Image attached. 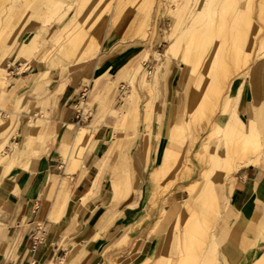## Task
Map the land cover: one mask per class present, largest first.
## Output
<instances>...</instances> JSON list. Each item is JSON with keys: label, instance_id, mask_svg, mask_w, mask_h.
<instances>
[{"label": "rangeland", "instance_id": "1", "mask_svg": "<svg viewBox=\"0 0 264 264\" xmlns=\"http://www.w3.org/2000/svg\"><path fill=\"white\" fill-rule=\"evenodd\" d=\"M47 1L0 0V84L6 89L13 76L23 77L14 86L33 90L23 98L29 102L35 94L48 91L56 83L53 79L67 82L79 76L87 82L92 70L102 69L96 64L100 53L106 54L112 43L127 46L123 58L104 67L112 73L103 77L98 113L93 93L80 99L85 118L112 114L118 127L126 130L134 128L140 112L145 123L159 112L155 101L160 78L175 65L181 71L172 75L178 85L173 92L179 102L178 118L166 129L167 144L152 178L163 181L172 197L179 192L181 198L171 204V213L162 209L176 252L172 258L161 257L157 264H220L218 248L235 175L250 164L264 167V0ZM195 14L197 19L191 21ZM198 32L207 38L192 41V34ZM34 36L36 48L29 55H19L20 47ZM171 43L175 52L168 53ZM244 78L256 86L248 115L242 114L238 102V83ZM4 108L0 119L9 123L0 133L4 137L0 153L15 128L17 116L11 111H19L20 105ZM235 108L246 123L252 119L258 125L247 142H239L226 129ZM156 115L159 119L160 113ZM31 125L42 129L44 121ZM31 142L29 137L20 145L29 147ZM124 147L129 142L116 141L111 151ZM214 171H224L214 182L217 207L204 212L200 198L205 178ZM260 257L252 264H263Z\"/></svg>", "mask_w": 264, "mask_h": 264}, {"label": "crops", "instance_id": "2", "mask_svg": "<svg viewBox=\"0 0 264 264\" xmlns=\"http://www.w3.org/2000/svg\"><path fill=\"white\" fill-rule=\"evenodd\" d=\"M22 46L19 55H29ZM127 52V46L110 44L96 60L102 69L92 70L87 82L79 76L67 82L53 79L48 91L29 102L23 98L33 90L14 86L23 77L13 76L6 89L0 84V112L20 105L19 111H11L17 116L15 128L0 153V264H157L161 257H174L170 222L161 212L171 213V204L181 196L172 197L171 189L165 190V183L152 175L163 158L166 129L178 118L179 102L173 95L178 85L172 75L181 71L172 65L160 78L155 101L159 119L155 113L145 123L140 112L134 128L124 130L112 114L89 119L84 111L78 113L85 89L93 93L98 113L103 77L112 73L104 67ZM238 89L239 110L248 115L256 86L244 78ZM39 119L44 126L33 129L31 123ZM3 121L0 133L8 129V120ZM83 127L87 130L81 137ZM29 137L30 146H21ZM116 141L129 142V147L111 151ZM227 198L219 262L252 264L264 254V167H241ZM39 231L42 240L32 251V235Z\"/></svg>", "mask_w": 264, "mask_h": 264}, {"label": "bare ground", "instance_id": "3", "mask_svg": "<svg viewBox=\"0 0 264 264\" xmlns=\"http://www.w3.org/2000/svg\"><path fill=\"white\" fill-rule=\"evenodd\" d=\"M214 17V16H213ZM194 19H197V16L196 14L193 16V18L191 19L194 20ZM202 21V18L201 20ZM191 23V22H190ZM199 23V22H198ZM209 26V25H208ZM203 30V28L201 29ZM201 39V40H204L205 38H207V34H205L204 32H198L197 34L193 33L192 34V41L193 39ZM180 39V38H178ZM35 38L33 39H30L28 42H26V45L22 46L23 47V53L26 52L29 54V52H32V49L35 47L34 43H35ZM37 41V40H36ZM175 42V41H174ZM180 42V41H179ZM181 43V42H180ZM192 43V42H191ZM95 44V43H94ZM34 46V47H33ZM97 46V45H96ZM36 48V47H35ZM34 48V49H35ZM172 50H174V46L173 44L171 43V48L168 49V53L172 52ZM34 51V50H33ZM167 51V50H166ZM175 52V50H174ZM22 55V54H21ZM193 70L195 71V67L193 68ZM264 115H262V118ZM3 121V119H0V122ZM4 122V121H3ZM2 122V123H3ZM0 123V124H2ZM226 123V129H228L234 136H236L235 138L237 140H239V142H247L248 139L251 138L252 135H254V131L256 130V127L258 126L256 121L250 119L248 121V123H246L243 119H241V117L238 115L236 109L232 110L231 113H230V116L228 118V120L225 122ZM86 128H81L80 131H81V137L83 135V132L85 131ZM87 130V129H86ZM227 132V131H226ZM230 133V134H231ZM80 138V137H79ZM233 138V137H232ZM243 140V141H242ZM236 143V142H234ZM238 143V142H237ZM225 146V145H224ZM246 149V148H245ZM242 150V149H241ZM240 152V151H239ZM264 153V152H263ZM242 154V153H241ZM245 154V153H244ZM241 157V156H240ZM244 159V158H243ZM249 159V158H248ZM254 160V159H253ZM223 161V159H222ZM249 161H251V159H249ZM245 162V161H244ZM258 163V162H257ZM225 164V163H224ZM223 164V165H224ZM229 164V162L227 163ZM232 164V163H231ZM229 164V165H231ZM248 164V163H247ZM226 165V164H225ZM216 167L219 166L218 164L215 165ZM225 167V166H224ZM217 169V168H216ZM219 169H221L219 167ZM228 169V168H227ZM225 170V169H224ZM215 172V171H214ZM221 172H224V171H217L215 173H213L209 178H205V189L203 190V193H202V196H201V205L203 207V211L204 212H209L210 209H214L215 207H217V196H216V192L214 190V182L221 179L222 177V173ZM216 210V209H215ZM215 212V211H214ZM216 213V212H215ZM219 213V212H218ZM213 248H217V243L215 242V245L213 246ZM210 251V249H209ZM213 251V250H212ZM210 254L209 253L207 256H206V260H210ZM263 254V253H262ZM262 259V262L264 264V254L261 255L260 257ZM205 259V258H204ZM206 261V262H207Z\"/></svg>", "mask_w": 264, "mask_h": 264}, {"label": "built area", "instance_id": "4", "mask_svg": "<svg viewBox=\"0 0 264 264\" xmlns=\"http://www.w3.org/2000/svg\"><path fill=\"white\" fill-rule=\"evenodd\" d=\"M87 95H88V90L85 89V90L81 93V99L85 100V99L87 98ZM80 111L83 112V111H84V108L81 107V108L78 110V113H79ZM1 114H2V112H0V115H1ZM78 117H79V115H78ZM41 240H42V236H41V232H40V231L37 232V233H34V234L32 235V247H31V250H32V251H35V250L37 249V246H38V244H40ZM30 263H31V264H35L36 261H35V260H32Z\"/></svg>", "mask_w": 264, "mask_h": 264}]
</instances>
